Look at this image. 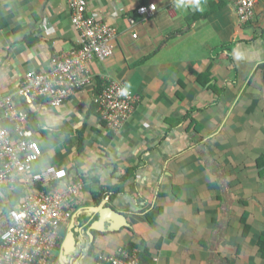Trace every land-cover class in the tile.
<instances>
[{
  "label": "crops",
  "instance_id": "1",
  "mask_svg": "<svg viewBox=\"0 0 264 264\" xmlns=\"http://www.w3.org/2000/svg\"><path fill=\"white\" fill-rule=\"evenodd\" d=\"M150 3L156 13L140 15ZM87 12L118 29L115 55L94 60L93 74L124 81L140 101L119 133L104 125L88 89L62 107L43 100L27 107L43 149L37 168H67L84 183L63 228L59 264H95L100 251L131 243L139 252L148 247L152 264H260L256 240L241 232L243 219L264 229L257 167L264 153V0L246 26L231 0H88ZM72 19L69 0H0V97L14 95L25 107L18 94L25 75L49 72L53 56L80 46ZM206 75L214 80L199 79ZM132 166L138 169L121 183L123 192L95 202L92 186L107 188ZM11 195L0 186V212ZM104 201L130 225L104 230L118 224L97 208ZM81 248L82 262L73 258Z\"/></svg>",
  "mask_w": 264,
  "mask_h": 264
},
{
  "label": "built area",
  "instance_id": "2",
  "mask_svg": "<svg viewBox=\"0 0 264 264\" xmlns=\"http://www.w3.org/2000/svg\"><path fill=\"white\" fill-rule=\"evenodd\" d=\"M73 23L80 32V46L53 56L49 72L29 71L21 80L18 94L32 105L43 100L62 107L82 89L96 91L97 79L91 64L116 53L118 29L109 22L89 15L88 0H69ZM240 22L252 21L259 0H233ZM157 5H142L138 12L152 17ZM134 24L135 20L131 19ZM134 37L138 34L134 32ZM93 100L101 119L119 133L137 107L140 97L126 88L124 81L103 79ZM14 95L0 97V186L11 192L22 187L18 204L0 212V264H59L56 251L62 232L70 222L83 188L67 168L37 165L43 149L29 127V112ZM11 123L12 127L4 125ZM138 249L123 245L112 252H99L95 264H142ZM157 260V259H156Z\"/></svg>",
  "mask_w": 264,
  "mask_h": 264
},
{
  "label": "trees",
  "instance_id": "3",
  "mask_svg": "<svg viewBox=\"0 0 264 264\" xmlns=\"http://www.w3.org/2000/svg\"><path fill=\"white\" fill-rule=\"evenodd\" d=\"M231 1H232L233 5H234L233 0H231ZM259 2H260V0H259ZM227 3H229V0H227V1L223 0V5H225ZM234 7H235V5H234ZM218 9L219 8L216 5L212 6V8L208 12V15H210V13H214ZM255 17H256V15H255ZM255 17L253 18L252 21H249L247 23L240 22V24L242 26L243 25L244 26L251 25L252 22L254 21ZM263 32H264V30H263ZM232 45H234V43H230L229 42L228 44H225L224 48H227L229 51H231L233 49ZM202 77H204V76L199 77V79H201L203 82H209L210 80H214V78H211L208 75L205 76L206 77L205 79H202ZM96 79H97V88H96V91L93 92L95 94L98 93L101 90L102 84H104L103 79H100L99 77H97ZM213 87L215 88L214 85H213ZM223 91H225L224 88H223L222 92ZM221 95H223V93ZM93 102H94V100H93ZM95 106L97 108V113H98L99 117L101 118V114L99 112V105L96 102H94V107ZM29 117H30L29 127L32 129L33 124H32V114H31V112H29ZM185 118H186V116H185ZM102 122L104 123L105 126H107L106 122H104L103 120H102ZM4 125L7 126V127H12V124L8 123V122H5ZM174 128H175V124L173 123L168 128L167 133L172 131ZM80 143H81V148H83L84 145L82 144V138H80ZM257 167H259L260 176H264V153L257 159ZM137 169H138V166H132L130 168H127L125 174H123L121 177H118L117 182L108 185L107 188L103 187V189H100V188H102V185H99L100 187L98 186L97 188H94L91 185L92 186V190L98 189L96 191L97 194H95V202H98L99 199H102L103 197H105V195H109V194L111 195V200H112V199H114V197L116 195H118L119 193L123 192L125 188L121 185V183L126 182L132 176H135V173H136ZM234 170L235 169H233L232 171L234 172ZM87 176H88V174H86L85 179H87ZM22 190L23 189H22L21 186H17V188L14 190V192H12L11 202H9V204L7 205V207L5 209H7L9 207H14L16 204H18V202L20 200V197H21V195L23 193ZM244 216L246 217V215H244ZM241 234H242V236L245 239L251 236L252 240L253 239L256 240L255 244L258 247L257 251H258L259 259L261 261L260 264H264V229H262V230L255 229L254 226L250 222H248L246 219H243V230H242ZM128 247H129V249H133V248L137 247V244L136 243H131V244L128 245ZM241 248H242V245H239V248H237V250H236V252L238 254L241 253ZM140 253H141L140 257L142 259V264H152L150 250H149L148 247H146V246L143 247L142 252H140ZM236 256H238V255L236 254Z\"/></svg>",
  "mask_w": 264,
  "mask_h": 264
},
{
  "label": "water",
  "instance_id": "4",
  "mask_svg": "<svg viewBox=\"0 0 264 264\" xmlns=\"http://www.w3.org/2000/svg\"><path fill=\"white\" fill-rule=\"evenodd\" d=\"M107 199H108V198H107ZM107 201H108V200H107ZM107 201H104L103 204L97 206V208H102L101 213L104 212V211H106V212H108V214L113 215L112 217L115 218L114 220H116V221L118 222V224L108 225V226L106 227V229H104V230L115 231V230H119V229H121V227L123 228V227H125V226H126V227L129 226L130 224H129V222H128L127 219H126L125 214H123L122 212L116 210L115 208H113V207H111V206H106L105 204L107 203ZM108 216H109V215H108ZM108 216H107L106 218H109ZM112 217H110V218L113 219ZM102 223H103V219L100 218V220H97V221L94 223V224H95V228H96L97 230H100V229H99V224H102ZM101 230L103 231V229H101ZM73 232H74V231H73ZM73 232H72V233H73ZM73 234H74V233H73ZM90 235H91L92 237H95V235H93L92 232L90 233Z\"/></svg>",
  "mask_w": 264,
  "mask_h": 264
},
{
  "label": "flooded vegetation",
  "instance_id": "5",
  "mask_svg": "<svg viewBox=\"0 0 264 264\" xmlns=\"http://www.w3.org/2000/svg\"><path fill=\"white\" fill-rule=\"evenodd\" d=\"M73 231H74V230H73ZM70 234H71V232H70ZM73 235H74V234H73ZM75 236H76V234H75ZM90 241L92 242V239H89V241H86V242H85L86 246L90 244ZM76 242H77V243L80 242V240L78 239V236H76ZM77 243H76V246H77ZM60 246H61V247H64V243L62 242ZM91 247H92V245H91ZM91 247H90V248H91ZM84 250H85V248H84V249L81 248V249H79V250H77V251H74V253H73L74 257H73V258H77V259L80 260V262H82V260H83V258H84Z\"/></svg>",
  "mask_w": 264,
  "mask_h": 264
},
{
  "label": "rangeland",
  "instance_id": "6",
  "mask_svg": "<svg viewBox=\"0 0 264 264\" xmlns=\"http://www.w3.org/2000/svg\"><path fill=\"white\" fill-rule=\"evenodd\" d=\"M225 169V168H224ZM221 175V174H220ZM221 176H223V175H221ZM223 181H224V176H223ZM88 264H91V262L90 261H88Z\"/></svg>",
  "mask_w": 264,
  "mask_h": 264
},
{
  "label": "clouds",
  "instance_id": "7",
  "mask_svg": "<svg viewBox=\"0 0 264 264\" xmlns=\"http://www.w3.org/2000/svg\"><path fill=\"white\" fill-rule=\"evenodd\" d=\"M28 106H26V108H27ZM28 109V108H27ZM28 111V110H27ZM69 171V170H68ZM83 186H84V183H83ZM83 189V188H82ZM82 191V190H81Z\"/></svg>",
  "mask_w": 264,
  "mask_h": 264
}]
</instances>
